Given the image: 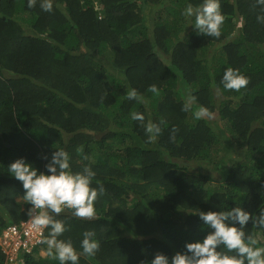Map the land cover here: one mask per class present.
<instances>
[{"label":"trees","instance_id":"trees-1","mask_svg":"<svg viewBox=\"0 0 264 264\" xmlns=\"http://www.w3.org/2000/svg\"><path fill=\"white\" fill-rule=\"evenodd\" d=\"M97 1L102 9L94 0H52L51 11L42 0L32 7L28 0L0 1V231L18 225L31 207L8 165L24 158L46 171L45 157L56 149L69 153L73 171L91 167L92 185L105 189L94 217H75L71 209L57 217L66 229L60 238L77 251L85 231L99 241L95 255H81L79 264L171 258L207 234L199 210L240 206L258 215L264 0H219L218 37L197 35L183 15L203 0ZM229 67L248 79L238 91L221 83ZM132 88L141 101L128 99ZM190 96L195 102L185 110ZM201 106L209 115L197 118ZM133 112L144 121L133 120ZM148 121L161 130L151 141ZM245 232L264 247V229L249 222ZM45 251L25 255L24 264H59Z\"/></svg>","mask_w":264,"mask_h":264},{"label":"clouds","instance_id":"clouds-1","mask_svg":"<svg viewBox=\"0 0 264 264\" xmlns=\"http://www.w3.org/2000/svg\"><path fill=\"white\" fill-rule=\"evenodd\" d=\"M34 3L35 0H28L29 7ZM41 7L45 11H51L52 0H42ZM183 15L189 19V25L197 35L220 36L224 16L220 11L219 0H203L196 6L189 3ZM99 17L102 19L101 13ZM108 71L112 70L108 68ZM221 83L226 90L238 91L247 85L248 79L238 69L229 67L225 70ZM148 90L153 93L158 91L156 85H151ZM126 95L130 100H142L135 88L127 91ZM194 102L195 97L190 96L184 104V109L189 110ZM208 115V109L202 106L195 112L197 118ZM131 118L137 121L145 119L139 112H133ZM145 131L151 141L161 130L157 124L148 121ZM45 159L46 171H39L24 158H19L8 165V172L22 184L23 200L31 205L27 210V218L20 223L28 219L35 228H48L47 236L43 237L41 243L33 247L29 253L23 255L20 264H24L25 255H31L35 249L38 250L37 255H39L46 246H48V255L57 259L59 264H79L81 255H95L100 247L99 241L94 238V232L85 231L80 242L81 251H77L70 239L60 238L66 229L64 221L57 217L67 209H71L75 217H94V201L98 194L104 193L105 189L99 182L95 187L92 185L95 172L91 167L84 166L80 171H73L70 155L66 150L56 149L51 153L50 158L46 156ZM196 215L208 229L202 240L186 243L184 251H177L171 258L163 253H156L154 258L143 264H264V247H256L257 241L245 232L249 222L257 228L264 229V208H259L258 215L240 206L228 207L220 211L199 210ZM43 242L46 243L45 247ZM1 253L2 264H5L2 250Z\"/></svg>","mask_w":264,"mask_h":264},{"label":"built area","instance_id":"built-area-1","mask_svg":"<svg viewBox=\"0 0 264 264\" xmlns=\"http://www.w3.org/2000/svg\"><path fill=\"white\" fill-rule=\"evenodd\" d=\"M94 5L96 10L102 9L97 0H94ZM43 234L44 228L33 227L28 219L18 225L13 224L3 228L0 231V249L5 255V264H20L23 255L41 243Z\"/></svg>","mask_w":264,"mask_h":264},{"label":"rangeland","instance_id":"rangeland-1","mask_svg":"<svg viewBox=\"0 0 264 264\" xmlns=\"http://www.w3.org/2000/svg\"><path fill=\"white\" fill-rule=\"evenodd\" d=\"M106 70L108 71V68H106ZM112 72H114V71H112ZM118 76H121V77H123V78H125V76L123 75V74H121V73H119L118 74ZM213 116V118H215V115H212ZM232 155H234V153L232 154ZM236 157H238V158H241L242 157V152H239V154L236 156V155H234V158H236ZM195 167L197 166H199L198 164L197 165H194ZM213 175L215 176V177H218V175H217V173H216V171H214L213 172ZM20 203H21V201H20ZM47 248H48V246H46ZM42 256V257H45L46 256V251L44 250V251H41L40 252V254L38 255V256Z\"/></svg>","mask_w":264,"mask_h":264},{"label":"crops","instance_id":"crops-1","mask_svg":"<svg viewBox=\"0 0 264 264\" xmlns=\"http://www.w3.org/2000/svg\"><path fill=\"white\" fill-rule=\"evenodd\" d=\"M16 200H17V202H20L21 201L20 198H17Z\"/></svg>","mask_w":264,"mask_h":264}]
</instances>
